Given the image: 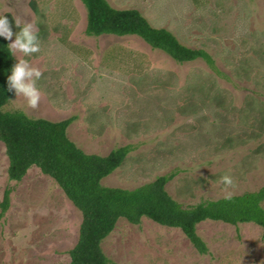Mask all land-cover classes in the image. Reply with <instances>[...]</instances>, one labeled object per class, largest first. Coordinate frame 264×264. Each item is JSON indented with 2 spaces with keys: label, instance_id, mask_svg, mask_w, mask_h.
Returning <instances> with one entry per match:
<instances>
[{
  "label": "rangeland",
  "instance_id": "1",
  "mask_svg": "<svg viewBox=\"0 0 264 264\" xmlns=\"http://www.w3.org/2000/svg\"><path fill=\"white\" fill-rule=\"evenodd\" d=\"M106 1L206 51L216 71L202 60L178 64L136 36L88 37L80 0H34L36 12L30 0H0V15L32 23L39 37L40 51L17 52L15 61L28 59L43 73L37 108L14 94L2 111L50 122L75 117L67 136L86 154L130 146L104 187L132 190L173 175L166 191L183 207L262 189L264 0ZM8 164L0 143V203L12 190L0 221V264H70L80 212L38 168L16 183ZM224 175L233 185L225 188ZM197 233L207 255L179 229L119 219L101 249L110 264H264L263 231L255 224L206 221Z\"/></svg>",
  "mask_w": 264,
  "mask_h": 264
},
{
  "label": "trees",
  "instance_id": "2",
  "mask_svg": "<svg viewBox=\"0 0 264 264\" xmlns=\"http://www.w3.org/2000/svg\"><path fill=\"white\" fill-rule=\"evenodd\" d=\"M86 9L85 34L88 37L112 35L136 36L151 49L166 54L178 64L204 61L216 71L212 57L204 50L182 45L166 29L150 25L137 10H117L106 0H80ZM30 6L37 11L34 0ZM10 23L14 21L7 15ZM8 41L0 37V143L8 158V178L20 182L28 170L36 167L51 178L66 198L80 212L82 221L75 246L68 252L70 264H110L101 244L112 233L119 219L138 226L143 218L172 229H179L200 255L208 248L197 233L203 222H219L230 226L255 224L264 236V187L258 192L204 201L183 207L170 197L166 185L173 175L128 190L109 188L101 181L110 176L131 153L130 146L120 147L107 156L86 154L67 136L70 117L60 122L29 118L22 112H3L13 97L7 90V76L16 63L8 53ZM12 190L6 189L0 203V221L10 208Z\"/></svg>",
  "mask_w": 264,
  "mask_h": 264
},
{
  "label": "clouds",
  "instance_id": "3",
  "mask_svg": "<svg viewBox=\"0 0 264 264\" xmlns=\"http://www.w3.org/2000/svg\"><path fill=\"white\" fill-rule=\"evenodd\" d=\"M14 24L19 28V31L15 33L12 30L13 24L10 23L8 17L0 15V37L11 41L7 46L8 53L13 57L17 52L22 53L25 57L38 53L40 43L34 25L29 22L21 26L17 19H14ZM17 61L10 69L11 74L7 76V90L14 92L16 97L23 96L28 106L35 109L39 106L41 99L37 82L43 73L39 68L31 66L28 59H17ZM220 182L225 185V188L233 185V179L229 175L222 176ZM225 199H231V193Z\"/></svg>",
  "mask_w": 264,
  "mask_h": 264
}]
</instances>
